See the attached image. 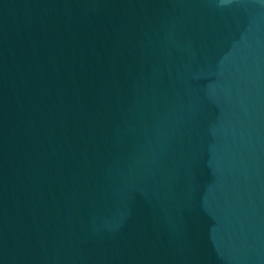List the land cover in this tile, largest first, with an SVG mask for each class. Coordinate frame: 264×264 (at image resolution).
I'll use <instances>...</instances> for the list:
<instances>
[{
  "label": "water",
  "instance_id": "1",
  "mask_svg": "<svg viewBox=\"0 0 264 264\" xmlns=\"http://www.w3.org/2000/svg\"><path fill=\"white\" fill-rule=\"evenodd\" d=\"M0 264H264V0H0Z\"/></svg>",
  "mask_w": 264,
  "mask_h": 264
}]
</instances>
